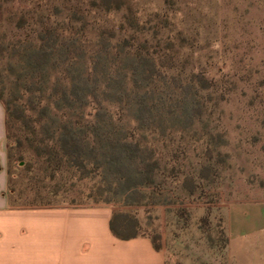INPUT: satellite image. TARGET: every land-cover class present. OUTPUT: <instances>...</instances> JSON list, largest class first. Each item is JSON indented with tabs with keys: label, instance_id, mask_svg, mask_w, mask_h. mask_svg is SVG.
Segmentation results:
<instances>
[{
	"label": "rangeland",
	"instance_id": "1",
	"mask_svg": "<svg viewBox=\"0 0 264 264\" xmlns=\"http://www.w3.org/2000/svg\"><path fill=\"white\" fill-rule=\"evenodd\" d=\"M122 1L117 11L92 10L87 18L73 22L76 44L87 45L90 57L99 33L105 32L103 39L113 46L116 59L115 46L127 40L146 43L161 59L171 57L176 68L169 72L175 81L168 78V84L159 87L160 105L152 112L149 127L136 136L143 144V157L156 164L149 175L150 187L141 189L145 198L142 203H137L138 196L127 199L120 186L109 195L108 206L133 214L140 233L156 237L167 264H231L225 245L229 206L264 203V0ZM81 2L0 0V93L14 92L20 79L29 78L35 83L34 101L42 99L43 106L52 108L53 93H61L79 67L70 72L63 64L50 74L51 65L44 64V70L34 75L30 60L20 57L39 44L37 36L45 23L69 27L68 8L82 7ZM23 17L25 23L20 24ZM113 65L100 75L108 87L105 95L90 84L85 109L52 110L51 116L75 120L99 110L101 118L110 113L114 122L134 128L129 97L122 95L119 103L104 105L105 110L92 100L94 96L99 101L120 100L116 92L124 82L125 64ZM199 74L212 83L210 89L194 87L187 94L201 108L200 116L191 123L187 117L175 119L186 108L181 86ZM185 178L192 184H184ZM127 201L135 205L128 207Z\"/></svg>",
	"mask_w": 264,
	"mask_h": 264
},
{
	"label": "trees",
	"instance_id": "2",
	"mask_svg": "<svg viewBox=\"0 0 264 264\" xmlns=\"http://www.w3.org/2000/svg\"><path fill=\"white\" fill-rule=\"evenodd\" d=\"M59 1L69 2L49 0V3L54 5ZM81 1L82 7L68 8L69 27L59 29L45 23L37 36L39 44L18 56L20 60H30L34 75L44 70V64L51 65L50 74L58 71L63 64L70 67L71 70H67L70 72L75 66L79 67L74 70L75 75L65 81L66 88L63 87L61 93H53L52 108L50 105L43 106L42 99L34 101L35 83L29 78L20 79V86L14 92L6 96L0 93V102L5 109L8 199L13 209L108 206L109 195L114 194L120 186L125 187L122 189L123 196L127 199L138 196L140 200L137 203H142L145 195L141 189L149 188L152 183L149 175L156 164H150L149 159L143 157V144L136 136L141 128L149 127L152 112L158 111L159 87L168 84V78L171 82L175 81L169 72L176 68V64L171 57L161 59L155 52H150L153 49L146 43L137 44L127 40L115 46L118 60L111 55L114 52L111 43L103 39L105 32L99 33L97 42L90 49L92 55L87 57V45L76 44L75 35L78 32L70 25L87 18L92 10L117 11L123 6V1L87 0L88 4L85 0ZM53 9L57 14L60 12L56 7ZM33 15L38 13L34 12ZM24 19L20 24L25 23ZM19 28L23 29L21 26ZM80 32L84 33L85 30L82 28ZM12 48L16 49L15 46ZM119 61L125 64L123 68L126 71L124 82L116 92L120 100L99 101L98 96L92 100L105 110L104 105L117 104L122 95H126L134 109L136 127L127 129L122 123L114 122L110 113L107 119H103L99 110L91 111L88 117L82 114L75 120L69 117L58 120L56 116H51L52 110L71 113L85 109L87 98L91 95L87 94L86 87L90 84L98 86L96 93L105 95L108 87L102 84L100 75ZM191 81L180 85L181 102L186 108L175 116V119L187 117L189 123L200 116L201 108L192 97L187 98V94L194 87L204 91L212 86L202 74L193 76ZM36 85H40V82ZM61 102L65 104L63 107L59 105ZM189 181L192 184L191 179L185 178L184 184ZM191 193H194L193 189ZM132 203L127 201L126 206L135 205ZM109 228L117 240L145 237L156 251L162 250L155 236L140 233L137 218L129 212L112 210Z\"/></svg>",
	"mask_w": 264,
	"mask_h": 264
},
{
	"label": "crops",
	"instance_id": "3",
	"mask_svg": "<svg viewBox=\"0 0 264 264\" xmlns=\"http://www.w3.org/2000/svg\"><path fill=\"white\" fill-rule=\"evenodd\" d=\"M112 208L13 209L8 199L5 109L0 102V264H167L148 238L120 241ZM231 264H264V203L229 206Z\"/></svg>",
	"mask_w": 264,
	"mask_h": 264
}]
</instances>
